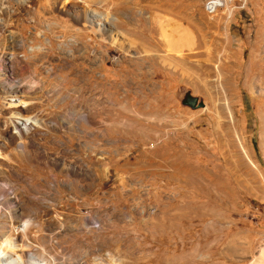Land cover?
<instances>
[{"label":"rangeland","instance_id":"374dc122","mask_svg":"<svg viewBox=\"0 0 264 264\" xmlns=\"http://www.w3.org/2000/svg\"><path fill=\"white\" fill-rule=\"evenodd\" d=\"M68 1L0 2V263L264 264V0Z\"/></svg>","mask_w":264,"mask_h":264},{"label":"bare ground","instance_id":"6f19581e","mask_svg":"<svg viewBox=\"0 0 264 264\" xmlns=\"http://www.w3.org/2000/svg\"><path fill=\"white\" fill-rule=\"evenodd\" d=\"M2 0H0V2H1ZM66 1H68V0H66ZM80 2H82L83 4L84 3H94V2H96V1H99V0H79ZM114 3H116V6H115V9L116 10H126V8H128L129 7V4H130V0H112ZM132 1V0H131ZM68 2H70V1H68ZM72 2H73V0H72ZM79 2V3H80ZM138 0H134V8H135V5H137L138 3ZM76 3V2H75ZM78 3V2H77ZM97 3V2H96ZM49 9V8H48ZM130 11H131V13H133V11L130 9ZM119 12V11H118ZM95 13V12H94ZM96 14V13H95ZM103 20V21H102ZM98 19L97 21L99 22L98 24H109V23H111V22H113V20L112 19H110L109 17H105L104 19ZM100 21H101V23H100ZM117 23L115 22V25H116ZM110 26V25H109ZM128 30H129V35L130 36H132L133 38H134V40L132 41L134 44H135V46H138L140 43H138V42H136V40H135V35H134V27L133 28H128ZM120 31V30H119ZM162 31V30H161ZM165 31H162L161 32V39H159V38H157V43L158 44H165V45H171V40L174 38V35H171V36H169L168 34H166V33H164ZM121 33H124V31H122ZM121 33H119V32H117V33H113V32H110V31H108V32H106L105 34H104V38H105V40L106 39H108V41H110V44H111V46H113L112 48L113 49H115V50H117V51H119L120 49H123V43H122V41H120V39H119V37L120 36H122V34ZM142 34L143 33H141V34H138L137 35V37L138 38H141V36H142ZM126 38V37H125ZM153 40V39H152ZM16 46H18V43L17 44H15V42L13 43V47L15 48ZM141 49L142 48H146L144 45H140L139 46ZM16 54L14 53V51L12 52V54H11V57H17V56H15ZM22 61V60H21ZM132 63L134 64V61H132ZM134 66V65H133ZM18 87V86H17ZM16 86L15 87H12L11 86V89H10V91L11 92H13V89H15V88H17ZM19 96V98H20V100H23V102H26L27 100H25V99H23L24 97H22L21 95H18ZM22 97V98H21ZM15 114H29V111H30V107H29V105L28 106H26V107H22L21 105H17V106H14L13 107V110H12ZM15 125V127L19 130V133H20V135H22V134H24V133H21L22 132V126H21V124H19V122L18 121H16V123L14 124ZM11 189V186L8 184V183H6V184H1L0 183V194H4L5 192H8L9 190ZM19 229V228H18ZM17 229V230H18ZM1 246H3V247H1ZM0 247L2 248V250H4L5 248H8V249H10L12 252H14V254H15V252L17 251V247L16 246H12V243H11V241H10V243H8L7 241H3V243L2 244H0ZM20 250H22L21 248H20ZM2 252V251H1ZM1 254V253H0ZM3 254V253H2ZM14 254H12V256L14 255ZM18 254V253H17ZM1 256V255H0ZM11 256V257H12ZM16 256V257H15ZM12 259H5L6 261H4L2 264H38V263H36V260H35V258H34V256L33 255H28V257H27V259H25L24 258V256L26 257L27 255H25V254H23V253H19V255L17 256V255H15ZM1 257H3V255L1 256ZM6 257V256H5ZM4 257V258H5ZM10 257V256H9ZM7 258H8V256H7ZM2 259V258H1ZM1 264V263H0Z\"/></svg>","mask_w":264,"mask_h":264},{"label":"built area","instance_id":"2783aa9c","mask_svg":"<svg viewBox=\"0 0 264 264\" xmlns=\"http://www.w3.org/2000/svg\"><path fill=\"white\" fill-rule=\"evenodd\" d=\"M236 1V5H239L245 0H204V10L207 13L215 14L217 11L226 8L228 10L231 7V3Z\"/></svg>","mask_w":264,"mask_h":264},{"label":"water","instance_id":"95a60500","mask_svg":"<svg viewBox=\"0 0 264 264\" xmlns=\"http://www.w3.org/2000/svg\"><path fill=\"white\" fill-rule=\"evenodd\" d=\"M180 103L192 109L202 108L205 106L203 99L193 95L190 89L183 90L179 95Z\"/></svg>","mask_w":264,"mask_h":264}]
</instances>
